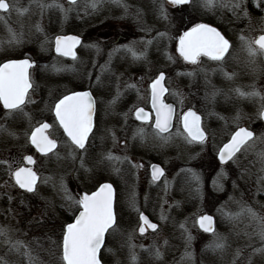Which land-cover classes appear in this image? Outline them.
I'll return each mask as SVG.
<instances>
[{
    "label": "flooded vegetation",
    "instance_id": "obj_1",
    "mask_svg": "<svg viewBox=\"0 0 264 264\" xmlns=\"http://www.w3.org/2000/svg\"><path fill=\"white\" fill-rule=\"evenodd\" d=\"M35 1L37 0H0V20L10 21L9 13L13 3L20 7L19 9L27 8L28 15L36 4L43 8L50 5V8H53L51 10H53L54 19L48 26L55 30L57 25L64 22L66 29L64 33L51 37L46 51H36L34 46H30L20 57L17 56L18 52L11 56H3V53H0V58L8 57L0 61V66L7 61L16 60H28L32 63L27 72L30 87L23 103L14 108L5 109L0 101V117L11 114L12 120L17 119L18 123L24 118L32 121L33 125L27 140L30 150L39 157H45L58 149L59 142L52 136L53 134L61 138L65 150L74 151L78 157L90 149L91 153L87 156L89 159L93 157L92 154H96L99 141L101 142V138L105 135L107 138L112 137L115 144L117 143L113 148V154L106 158L107 166L119 167L117 179L111 182L103 181L90 192H81L78 203L79 211L83 195L94 192L103 183H108L113 191L114 223L104 235L99 253L102 264V261L108 257V255L103 257L108 238L122 235L126 230L125 226L128 227L131 224V219H138L137 234L140 236L153 233L159 228L155 213L139 208L136 203H138L137 200L143 199L141 194L146 189L154 192L156 200L160 199L159 196L162 197L165 190L164 180L168 176L172 178V175H169L170 171L163 167V158H159L163 153L160 144L165 141L164 144L168 149L172 146V141L180 140L189 145L203 143L210 137V131L206 128L208 122L206 117L211 115L209 104L212 98L209 91H215L212 94V100L215 105L222 107V99L227 96L229 87L236 88L241 83L247 86L242 87L243 89L237 88L238 90L243 93L253 91L257 86L259 73L264 78V0H241L239 4L230 3V1L222 4V0H188L181 3L177 0L174 2L167 0H38L34 3ZM211 3H214V6ZM142 4L149 6V12L145 18L139 9ZM168 19L170 27L163 28V22H167ZM198 25H207L216 29L227 43V48L219 56L199 53L187 61L178 52V39L184 32ZM173 27L174 33H172ZM46 32L49 33V28ZM68 35L78 39L77 44L72 47L74 55L56 54L54 39L57 36ZM92 57L97 58L94 63L86 62ZM52 61L61 64L58 69L53 70L56 64ZM54 81H58L60 93L53 103L50 104L49 98L41 104L39 96L30 103L31 94L36 85L43 83L42 90L49 91L51 82ZM162 88V100L174 106L171 127L166 131L157 127V117L151 105L154 91ZM82 92H86L88 98L92 100L93 115L91 131L83 147L80 148L71 142L68 132H78L76 129L80 126L77 118L79 113L81 116L82 106L79 103H73L70 109H63L62 115H65L63 117L72 119L71 128L67 127L68 124L59 125L54 107L60 99ZM179 93L188 97L191 102V106L183 113H179L177 100ZM233 93L232 90L231 94ZM236 97L241 99L238 95ZM244 99L247 103L252 102L248 97ZM130 104L133 105V109L129 115H126L125 112ZM139 109L146 114L136 115ZM69 111L71 114L67 113ZM187 111H193L198 116L201 140L193 139L194 134L190 136L184 129ZM39 126H47L44 133L56 144L53 151L43 155L39 154L29 141L32 131ZM212 126L215 129V123ZM245 127L254 133V137L259 133L255 128L253 130V128ZM131 146L133 152H127ZM221 147L222 144L215 156L220 166L222 163L218 161L217 154ZM140 153L145 156V162L140 164L141 175H134V160L138 159L136 156ZM27 156L33 159L31 169L36 173L39 181V175L34 169L35 158L31 152L23 155L14 169L24 166ZM153 166H158L160 169L157 178L152 174ZM177 168L174 169V176L177 175ZM189 177L187 172L184 186L187 188L188 199L195 202L198 198L196 185L194 179ZM145 182H149V186ZM209 185L210 180H207L204 184L205 190L204 187L202 188L206 194H209ZM220 187L222 193V184ZM166 189L169 195L165 197L171 194L176 199L179 197L178 192L181 188L178 185L174 184V187L171 185ZM127 202L130 207H126ZM118 203L121 205L119 210H117ZM187 212L188 210H183L172 213L180 219V216H184ZM204 215L212 217L211 232H204L199 227L198 219ZM143 219H147L154 227H149ZM216 223L217 218L211 212H203L195 221L197 230L206 235L214 232ZM117 228L123 232L114 234ZM175 230L176 234L171 233L170 236L174 242L179 243L177 236L182 234L183 230L179 228ZM122 241L127 242L125 238ZM187 244L194 246L193 242H189L188 237ZM109 258L111 260L112 256Z\"/></svg>",
    "mask_w": 264,
    "mask_h": 264
},
{
    "label": "rangeland",
    "instance_id": "obj_2",
    "mask_svg": "<svg viewBox=\"0 0 264 264\" xmlns=\"http://www.w3.org/2000/svg\"><path fill=\"white\" fill-rule=\"evenodd\" d=\"M228 1L241 3V0H222V4ZM50 7L36 4L28 15L27 8L19 9L13 3L10 23L0 20V53L11 56L18 52L20 57L30 46H34L36 51L48 50L51 37L64 33L66 29L64 22L55 30L48 26L54 19L53 8ZM139 9L145 18L149 6L142 4ZM170 25L168 19L162 26L168 28ZM48 28L49 33L46 32ZM5 59L8 57H2L0 61ZM96 60L92 57L86 62L94 63ZM52 63L56 64L53 70L61 65L56 61ZM259 74L253 91L243 93L238 90L247 86L241 83L236 88L229 87L225 100L222 99V107L212 100L215 91H209L212 98L209 104L211 115L206 117L209 139L199 145L172 141L168 149L165 141L160 144L163 153L159 158H163V167L174 178L168 176L164 180L165 190L160 199L156 200L154 192L146 189L141 194L143 199L136 203L139 208L155 213L159 228L140 236L137 234L138 219H131L124 232L120 228L114 231V234L123 232L122 235L108 238L103 254L104 258L108 257L102 264H264V126L260 121L264 108V78ZM54 82H51L49 91L42 90L43 83L36 85L30 103L37 96L41 104L49 98L50 104L53 103L60 93L58 81ZM237 95L241 99H237ZM245 97L252 102H245ZM177 100L179 113L191 106L188 97L180 93ZM132 106L130 104L126 115L131 113ZM16 121L12 120L11 114L0 117V264H64L61 256L64 229L78 211L81 192H90L103 181L117 179L119 167L106 165V158L113 154L117 143L105 135L99 141L96 154L89 159L90 149L78 157L74 151L65 150L64 142L53 134L59 142L58 149L39 157L30 150L27 140L32 121L27 118L19 120V123ZM240 126L255 128L259 133L230 162L218 165L215 158L218 148ZM132 149L131 146L127 152H133ZM30 152L35 158L34 169L39 181L32 193H26L15 186L12 172L22 156ZM136 157L134 175H141L140 164L145 162V156L140 153ZM175 167H178V172L174 176ZM187 172L195 181L198 197L195 202L188 199L184 186ZM207 180H210L209 194L202 190L203 187L205 190ZM173 182L181 188L177 199L173 194L165 197L169 195L166 187H174ZM145 183L149 186V182ZM120 194L119 189V199ZM120 207L118 203L117 210ZM126 207H130L129 202ZM183 210L188 212L180 219L172 213ZM203 212H211L217 218L215 230L209 235L201 233L195 225ZM175 228L183 230L177 236L179 243L170 236L171 233L176 234ZM187 237L194 246L187 244ZM123 238L127 242H123ZM109 256H112L111 260Z\"/></svg>",
    "mask_w": 264,
    "mask_h": 264
},
{
    "label": "water",
    "instance_id": "obj_3",
    "mask_svg": "<svg viewBox=\"0 0 264 264\" xmlns=\"http://www.w3.org/2000/svg\"><path fill=\"white\" fill-rule=\"evenodd\" d=\"M174 2L175 0H167ZM188 0H177L178 3ZM78 39L74 36H57L54 39V51L58 55L73 56V48ZM227 48V43L221 38L219 32L213 27L207 25H198L197 27L184 32L178 39V52L187 61L193 59L197 54L203 53L210 56H219ZM32 65L28 60L7 61L0 66V101L5 109L14 108L23 103L27 90L30 87L27 78V72ZM163 88L155 90L152 100V108L157 117L156 125L160 130L170 129L172 118L174 116V106L171 103H164L162 100ZM73 103H79L82 106L81 116L79 113L78 127L79 132H68V137L72 143L78 147H83L86 138L91 131L93 104L88 98L86 92L75 93L60 99L54 107V113L59 125L71 124L70 117H63V109H70ZM71 114V111L67 112ZM141 109L136 115H145ZM194 117V118H193ZM261 121L264 123V109L261 112ZM184 129L190 136L194 134L195 140H201L202 133L198 129V116L193 111L185 113ZM187 120H191L188 122ZM47 126H39L34 129L29 137L30 143L36 151L43 155L53 151L56 144L50 141L44 131ZM254 137V133L246 127L236 129L230 138L220 148L217 159L222 164L230 161L240 149ZM26 166L16 169L13 173L15 185L27 192H32L37 183V175L30 166L33 159L27 156ZM159 167H152V174L155 178L159 177ZM114 196L108 183L101 184L94 192L84 194L80 210L73 221L65 226V231L61 243L62 259L64 264H101L99 261V252L103 245L106 231L113 225L114 218ZM149 227L150 224L147 219ZM199 227L204 232L212 231V217L204 215L198 219Z\"/></svg>",
    "mask_w": 264,
    "mask_h": 264
}]
</instances>
